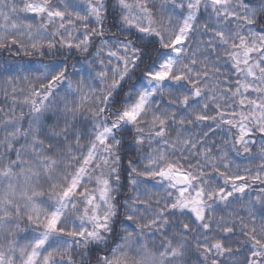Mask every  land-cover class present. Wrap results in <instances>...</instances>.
Here are the masks:
<instances>
[{
  "label": "snow or ice",
  "instance_id": "1",
  "mask_svg": "<svg viewBox=\"0 0 264 264\" xmlns=\"http://www.w3.org/2000/svg\"><path fill=\"white\" fill-rule=\"evenodd\" d=\"M0 53V264H264V0H0Z\"/></svg>",
  "mask_w": 264,
  "mask_h": 264
},
{
  "label": "trees",
  "instance_id": "2",
  "mask_svg": "<svg viewBox=\"0 0 264 264\" xmlns=\"http://www.w3.org/2000/svg\"><path fill=\"white\" fill-rule=\"evenodd\" d=\"M5 59H8L9 62L11 63V62L14 61V59H21V58H19V57H13V56H11V55L4 54V53H0V64H2L3 61H4ZM49 59H50V58H47V57H46L45 60H44V62H48ZM77 59L83 60V56L77 58V57L74 55L73 58H72V61H71V63H75L77 69H79V68H80V64L77 63ZM23 60H24V61H30V62H32L34 68L38 66V64L36 63V62L39 60L38 57H35V56H33V57H23ZM33 74L38 75L39 73H35V72H34ZM3 87H4V85H3V84H0V89H2ZM0 105L7 106L6 103H5V100H4V97H3L2 91H0ZM204 130H207V129H204ZM220 136H223V133H222V132H220L219 135H218L217 137H214V139H217V140H218ZM134 156H135V154H134L130 149H128V150L125 152V156H124V160H125V162H126L127 160H129V159H134ZM242 160H244V159L242 158V159H239V160H237V161H242ZM123 191H124V195H125V196L131 194V192H130V190H129L128 188H124ZM118 198H119V197H118ZM241 215H244V213H241Z\"/></svg>",
  "mask_w": 264,
  "mask_h": 264
},
{
  "label": "rangeland",
  "instance_id": "3",
  "mask_svg": "<svg viewBox=\"0 0 264 264\" xmlns=\"http://www.w3.org/2000/svg\"><path fill=\"white\" fill-rule=\"evenodd\" d=\"M256 152H257V147L254 146L253 147V153L255 154ZM236 163L241 165V168H243L245 165H249V166L255 168V166L259 164V160L258 159H254L250 163L247 160H242V161H236ZM147 186L149 188H151L152 187V183L150 182ZM155 191H159V189H155Z\"/></svg>",
  "mask_w": 264,
  "mask_h": 264
}]
</instances>
